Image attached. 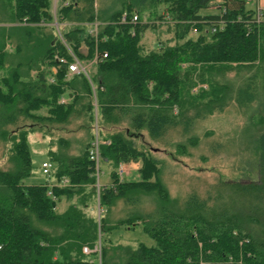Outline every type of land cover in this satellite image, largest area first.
Wrapping results in <instances>:
<instances>
[{
	"label": "trees",
	"instance_id": "trees-1",
	"mask_svg": "<svg viewBox=\"0 0 264 264\" xmlns=\"http://www.w3.org/2000/svg\"><path fill=\"white\" fill-rule=\"evenodd\" d=\"M250 1L60 0L59 34L52 0H0V264H264V9ZM125 12L138 22H121ZM162 25L173 44L148 50L145 32ZM72 54L97 56L89 78L70 74ZM199 81L209 90L192 93ZM231 104L243 114L259 104V179L173 197L153 143L193 160L197 123ZM33 134L48 139L52 164L39 185L25 182ZM96 141L108 185L90 158ZM133 163L140 180L120 182L119 165ZM140 225L154 246L112 244L113 231Z\"/></svg>",
	"mask_w": 264,
	"mask_h": 264
},
{
	"label": "rangeland",
	"instance_id": "rangeland-1",
	"mask_svg": "<svg viewBox=\"0 0 264 264\" xmlns=\"http://www.w3.org/2000/svg\"><path fill=\"white\" fill-rule=\"evenodd\" d=\"M58 1L60 0H52V11L57 8ZM110 2L112 0H96L99 8L106 6ZM248 7L255 10L259 8L264 9V0H251ZM164 11V7H161L158 14ZM202 13L217 14L218 10L213 7ZM0 25L2 24L0 23ZM173 37L174 32L172 29L162 25L156 31L147 30L143 36V43L148 50H154L161 41H171L173 44ZM9 47L7 48L10 51L11 48ZM4 71L0 70V78L5 74L6 71ZM199 88L209 90L206 83L199 81L192 93H197ZM258 109L259 104H256L251 110L243 114L237 111L234 104H231L224 113L214 114L197 123L194 134L199 137L201 145L199 152L195 154L193 160L171 157L168 155V152L174 149L172 146L165 147L153 143L156 157L164 162L161 180L170 194L182 201L194 190L198 191L200 195H205L221 180H238L241 182L257 181L259 179L260 166L258 164V152L253 141L256 129L253 128L251 122L258 116L256 112ZM248 127H252V132L250 133L252 135L246 133ZM175 140L179 141L182 138H176ZM28 142L33 157L35 175L25 182L27 185L44 184L48 181V178L42 174V164L49 162L46 154L49 141L39 134H33L28 137ZM202 155H208L206 162L201 160L200 157ZM3 164L4 159L0 152V167ZM136 167L133 164L128 165V174L131 175L134 173L137 175L138 167ZM100 170V185L109 184L111 181V167L108 164L102 163ZM127 181H133V178L130 177ZM152 203V200L146 201L147 206H150ZM67 206L68 202L64 200L59 205L58 211H64ZM99 212L98 208H94L92 214L97 215ZM109 238L112 244L118 246L135 247L138 243H144L149 247L155 245V242L144 232L141 225L134 229L121 227L113 231Z\"/></svg>",
	"mask_w": 264,
	"mask_h": 264
},
{
	"label": "built area",
	"instance_id": "built-area-1",
	"mask_svg": "<svg viewBox=\"0 0 264 264\" xmlns=\"http://www.w3.org/2000/svg\"><path fill=\"white\" fill-rule=\"evenodd\" d=\"M59 3V1H58ZM58 6V4H57ZM57 9V8H56ZM56 9L53 12V15L55 17L53 25L57 28V32L60 34L59 31V24L57 22L56 19ZM260 16V14H259ZM131 21L132 23H136L138 22V16L137 14L133 13L131 14V16L128 15V13H123L122 17H121V22H127V21ZM44 24V23H42ZM98 22L93 23L89 30L88 33L91 35L97 34V30H98ZM73 59L72 62L69 63V72L70 74H76V75H80V74H84L89 78V71H90V67L97 62L98 58L97 56L93 59V61L90 62H85L82 60H79L78 58H76L73 54ZM104 57H107V55H104ZM63 62H66L65 60H62ZM90 158L91 160H93L96 163V168H97V176L99 179V175L101 174V170H100V152H99V142L96 141L93 145V148L91 150L90 153ZM52 170V164L50 162H44L42 164V173L44 175H48ZM117 175L119 176L120 182H125L127 181V177H128V171H127V165L125 164H120L119 167L116 170ZM63 182H66V180H63ZM95 250H99V248H96ZM86 253H89L90 251L88 249H85Z\"/></svg>",
	"mask_w": 264,
	"mask_h": 264
},
{
	"label": "crops",
	"instance_id": "crops-1",
	"mask_svg": "<svg viewBox=\"0 0 264 264\" xmlns=\"http://www.w3.org/2000/svg\"><path fill=\"white\" fill-rule=\"evenodd\" d=\"M1 26V25H0ZM8 26V25H7ZM48 153V151L46 152V154ZM137 164V165H136ZM130 165V164H129ZM133 165L137 168V171H138V173H137V175H135L134 173H132L131 175L129 174L128 175V177H127V180L130 178V177H132L133 178V181H139L140 180V174H139V168L141 167V165H140V163H133ZM138 165H140V166H138ZM128 166V165H127ZM111 182V181H110ZM110 184V183H109ZM106 185H108V184H106Z\"/></svg>",
	"mask_w": 264,
	"mask_h": 264
},
{
	"label": "bare ground",
	"instance_id": "bare-ground-1",
	"mask_svg": "<svg viewBox=\"0 0 264 264\" xmlns=\"http://www.w3.org/2000/svg\"><path fill=\"white\" fill-rule=\"evenodd\" d=\"M98 22V21H97Z\"/></svg>",
	"mask_w": 264,
	"mask_h": 264
}]
</instances>
